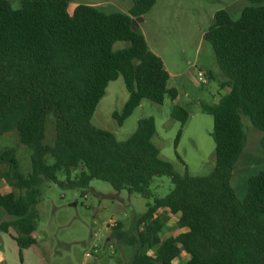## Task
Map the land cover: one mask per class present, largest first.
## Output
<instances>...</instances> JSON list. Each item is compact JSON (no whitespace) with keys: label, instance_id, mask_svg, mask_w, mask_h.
Wrapping results in <instances>:
<instances>
[{"label":"trees","instance_id":"1","mask_svg":"<svg viewBox=\"0 0 264 264\" xmlns=\"http://www.w3.org/2000/svg\"><path fill=\"white\" fill-rule=\"evenodd\" d=\"M131 1L127 12L89 4L68 12L69 0H20L19 8L0 0V137L16 134L30 161L23 173L10 150L0 153V184L9 187L0 188V209L7 217L0 229L15 230L20 250L36 244L39 184L57 182L59 172L70 187L100 180L115 191L147 198L150 179L167 176L169 193L147 202L136 221L137 250L128 264H173L181 254L186 256L181 264H264V170L248 177L242 199L230 185L247 142L242 114L261 131L264 152V0H246L249 5L236 18L227 9L213 15L208 40L224 76L219 87L227 92L212 104H199L212 116L215 165L196 176L176 173L160 157L152 142L153 118H140L124 141L90 122L108 83L119 76L128 98L112 113L118 125L143 99L158 104L165 96L177 99L162 59L133 28L155 0ZM116 42L125 45L114 49ZM170 116L182 128L188 111L174 104ZM50 119L54 134L46 142ZM161 210L177 216L183 231L160 238Z\"/></svg>","mask_w":264,"mask_h":264},{"label":"rangeland","instance_id":"2","mask_svg":"<svg viewBox=\"0 0 264 264\" xmlns=\"http://www.w3.org/2000/svg\"><path fill=\"white\" fill-rule=\"evenodd\" d=\"M9 2L13 8L21 5L20 0ZM77 4H96L94 6L104 12H127L132 1L69 0L68 12H72ZM247 5L249 2L246 0H155L145 15L134 19L133 28L143 33L149 49L162 59L170 74L168 86L176 89L177 99L172 102L165 96L162 104L143 99L118 125L112 113L120 111L128 98L123 79L119 76L108 83L91 117V124L124 141L134 132L140 118L151 117L156 130L152 142L160 157L168 161L176 173L182 175L186 170L196 176L211 172L215 165L211 138L213 120L211 115L200 110L199 104L214 103L226 94L227 89L219 87L224 76L208 40V29L217 10L227 9L236 18ZM124 45L116 42L114 49ZM198 70L210 71L213 77H208L207 83H201L197 79ZM174 104L188 111V119L182 128L170 116ZM49 121L46 142H50L54 134L53 122ZM242 124L247 142L230 178V185L239 199L246 193L248 177L264 170V152L259 144L262 133L251 126L243 114ZM180 128L181 134L175 145ZM9 150L19 169L27 173L30 169L29 150L20 144L14 133L0 137V153ZM57 177V182L41 180L40 196L35 205L38 215L36 233L41 241L52 243V264H128L137 250V219L147 209V202L151 204L154 198L166 196L172 188L169 177H152L148 185L151 196L147 198L127 190L115 191L110 184L100 180H91L81 189L62 184V172ZM157 216L163 225L160 238L183 231L177 225V216L166 210L159 211ZM111 220L120 225L108 228ZM94 243L99 245L98 253L91 258L85 257ZM145 250L148 254L153 253V249ZM185 260L186 256L181 254L173 264H181Z\"/></svg>","mask_w":264,"mask_h":264},{"label":"crops","instance_id":"3","mask_svg":"<svg viewBox=\"0 0 264 264\" xmlns=\"http://www.w3.org/2000/svg\"><path fill=\"white\" fill-rule=\"evenodd\" d=\"M89 5L94 6L96 4ZM6 187L0 184L2 190H9ZM4 219H7V217L0 209V222ZM15 235V230L12 227H8L4 231L0 229V264H52L54 252L51 242L41 241L37 236L39 240L36 244L20 250L15 241ZM106 240H109V235Z\"/></svg>","mask_w":264,"mask_h":264},{"label":"built area","instance_id":"4","mask_svg":"<svg viewBox=\"0 0 264 264\" xmlns=\"http://www.w3.org/2000/svg\"><path fill=\"white\" fill-rule=\"evenodd\" d=\"M197 79L201 82V83H207L208 81V75L206 72L198 70L197 71ZM116 221L115 220H111V222L108 225V228L110 227H114L116 226ZM99 251V245L98 243H94L92 248L90 249V251L85 253V257L87 258H91L93 256H95Z\"/></svg>","mask_w":264,"mask_h":264},{"label":"water","instance_id":"5","mask_svg":"<svg viewBox=\"0 0 264 264\" xmlns=\"http://www.w3.org/2000/svg\"><path fill=\"white\" fill-rule=\"evenodd\" d=\"M208 37V36H207Z\"/></svg>","mask_w":264,"mask_h":264}]
</instances>
